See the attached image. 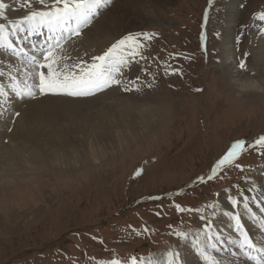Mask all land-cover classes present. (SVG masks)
I'll return each mask as SVG.
<instances>
[{
  "label": "rangeland",
  "instance_id": "obj_1",
  "mask_svg": "<svg viewBox=\"0 0 264 264\" xmlns=\"http://www.w3.org/2000/svg\"><path fill=\"white\" fill-rule=\"evenodd\" d=\"M119 1L123 0H112L100 9L98 17L125 5ZM0 3L6 5L2 11L12 20L26 13L20 0ZM229 3L236 15L226 58L223 13ZM139 4L156 17L150 20L142 9L141 18L124 14V32L111 43L130 33H155L141 49L144 59L137 57L125 69L122 84L114 85V97L137 107L139 123L118 129L116 135L65 136L68 146L56 160L49 159L45 146L29 144L24 170L13 168L0 182V264H133V257L136 264H167L172 252L180 253L181 264H204L198 248L212 242H217L216 251L205 250L220 264H231L232 254L222 247L236 246L243 236L232 225L235 219L217 222L220 197L237 200L251 185H260L264 192V154L259 148H247L238 161L241 168L221 169L210 181L201 182L198 177L210 174L232 142L243 139L251 144L264 135V75L252 57L264 40L260 32L264 21L256 19V14L264 12V0H147ZM79 47L88 51L80 59L89 62L108 48ZM15 60L18 66L20 58ZM241 60L246 69L239 68ZM26 65V61L21 64ZM240 78L254 84L249 89L252 95L242 96ZM3 86L6 93L11 91L9 85ZM17 99L11 98L14 110L22 105ZM13 112L12 117L0 113V148L9 142L6 135L19 110ZM139 112L149 116V127H144ZM139 168L144 172L135 177ZM177 205L185 211H177ZM256 209L264 210V204L255 206L250 215L238 213V218L245 220L241 229L256 230L260 239L264 228L253 223V219L262 222ZM206 223L211 228L201 229ZM176 233L187 236L180 238Z\"/></svg>",
  "mask_w": 264,
  "mask_h": 264
},
{
  "label": "bare ground",
  "instance_id": "obj_2",
  "mask_svg": "<svg viewBox=\"0 0 264 264\" xmlns=\"http://www.w3.org/2000/svg\"><path fill=\"white\" fill-rule=\"evenodd\" d=\"M143 1L147 0H123L119 1V3L124 2L125 5L114 7V4L112 5V8L114 7V11H103L104 13L100 17L97 16V18L94 19V24L83 29L79 38L73 37V39L65 45V48L67 49L66 54L70 55L72 60L75 61L82 58L84 55L83 53L88 52L87 50L83 52L85 49L80 48L79 46H95L97 44L105 48L106 46L109 47L113 40H115L120 34L124 32H122L121 22V17L124 18L127 16L124 14H133L141 18L144 15L139 10L142 9L141 11L144 12L147 18L150 20L155 18V14L151 13L150 11L145 12V9L139 7V3ZM226 10V13H223L224 31L222 40L224 43L223 48L227 53L225 56L228 58L231 52L230 45L233 42L231 25L234 22L233 18L234 15H236L234 10L236 9H234L229 3V6L226 8ZM101 12L99 14H101ZM18 18L19 17H16L15 20ZM18 35L22 38L21 41L24 37H26V43H28L27 46H23V48L19 46L20 49H23L20 55H13L10 51L9 53L0 51V71L5 72V75L0 77V82H3V85H9L11 83L8 77L9 72L17 77L18 82L21 81L23 84L25 81L30 82L31 84L37 82L36 78H30V76H28V72H26L25 69H28L29 67V57L35 56L29 52L30 49L34 50L35 54H37V50L39 49L41 52L42 48H37V45L39 44L35 43L40 39H45V37L48 36V32L46 29H42L41 32L33 33L29 36L25 30L24 32L18 33ZM115 35L118 36L115 37ZM11 38L15 43L16 37ZM23 53H25V56L22 55ZM39 55H41V53ZM75 55H78V58L75 59ZM15 56L20 58L18 66H15ZM252 57L255 66L258 68L257 70L261 73V75H264L263 39L259 44V48L253 52ZM38 58L42 59V57ZM22 61H26L27 67L21 66L23 63ZM240 80V88L244 90L241 93L242 96L252 95L253 91H250L249 89L250 86L253 87L254 84L245 78H240ZM23 84L21 86H23ZM116 90L117 88L112 86L108 88L106 92H97L94 98H76L62 94L39 95L37 94V90L34 97H29L30 100H27V97H24L23 99L18 97L16 101L22 103V108L20 106H16L15 110L11 106L14 105V102H12L11 98L13 100L16 98L12 91L7 92L6 98L4 99H1V97L5 96H0V113L2 115L10 114L12 117L14 114L13 111L16 112V110H19V115L14 119L15 121L12 131L6 135V138H8L9 142L3 144L0 148V182L4 180L7 175L6 173L11 174L10 171L13 170V168L21 171L24 170L30 155V152L28 151L29 144L35 148L45 146L47 156L50 157L49 159L56 160L59 158L60 152L68 146L67 143L62 139L65 136L84 133L98 134L99 136L101 135L104 137L111 134L116 135L115 133L117 130L125 128L124 126L126 125L130 127L135 126L138 116L136 109L137 107H135V104L133 103H125L122 99L114 97ZM10 109H13L11 113L8 112ZM140 113L141 112H139V114ZM149 114L153 115L152 113ZM148 117L149 116L146 114L139 115L140 119L143 118L141 121L143 122L144 127H149L151 125L150 122L152 121L149 122ZM114 135H112V137ZM119 137L121 136L119 135ZM260 189H262L260 185H257V187L251 185L246 194L244 193L242 194V197L237 198L236 204L232 203V199H230L229 196L221 195L220 203L222 209L220 210L219 216L217 217V222H221L222 219L236 220L238 213L250 215L255 206L264 204V192L261 193ZM256 198H258L259 201ZM255 215H257L262 220V222H264V216L260 214L259 210L256 209ZM230 224L231 221L228 223V225ZM257 227L260 229L259 224H257ZM210 228L211 225L206 223V226L202 227L201 229L204 230ZM239 232L240 235L241 232L246 233L253 244V239L255 238V242L260 243L258 246L254 244L256 249H259V246L261 247V243L264 238L263 240L262 238L259 239L258 236H256V230L253 229L252 231L251 228L247 229L246 227H243L242 229H239ZM239 240L240 242L242 241V239ZM212 243L217 245V242ZM231 246L232 245H225V248L222 247L223 250L229 251L232 254V258L230 259L231 264H257V261L263 260L261 255L251 256V254H244L242 250L243 247H241L240 243H237L236 246L233 245L232 248ZM257 253H259V251ZM249 257H254V259L249 260Z\"/></svg>",
  "mask_w": 264,
  "mask_h": 264
},
{
  "label": "snow or ice",
  "instance_id": "obj_3",
  "mask_svg": "<svg viewBox=\"0 0 264 264\" xmlns=\"http://www.w3.org/2000/svg\"><path fill=\"white\" fill-rule=\"evenodd\" d=\"M111 2L112 0H20L21 8L26 10V14L16 20H12L2 11L6 5L0 3V21H3L0 22V48L7 49L13 55L18 56L23 51L17 47L22 39L18 33L26 30L30 36L33 33L41 32L42 29H46L48 32L46 46L41 49L42 59L37 60L34 56L29 57L28 65L31 70L25 69L38 82L28 84L25 81L21 86L17 77L11 72L8 73L11 81L9 88L15 96L21 99L34 97L36 95L34 89H36L41 95L62 94L86 97L114 85H121L125 77V69L129 68L137 57L144 59L141 49L145 47V41L154 38L155 33H130L116 40L102 54L92 56L90 62L83 59L73 61L71 56L66 54L67 49L65 48V45L73 37H80L83 29L88 28L99 15L100 9L107 7ZM211 2L212 0H209V3ZM35 4L40 5V8H35ZM256 19L264 21V12L256 14ZM260 32L264 35V28H261ZM11 37H16V43ZM238 66L240 69L247 68L244 60H241ZM4 75L5 72L0 71V77ZM129 83L132 82L129 81ZM128 90L130 89L125 88V91ZM6 95L4 86L0 84V96ZM16 115L18 116L19 113ZM247 148H259L261 154H264V135H260L251 144L243 139L234 141L215 163L210 174L206 178L201 176L198 179L201 182L205 179L210 181L217 176L219 170L229 166L241 168L238 161ZM143 172L144 169L139 168L134 176L139 177ZM232 203L236 204L237 201L232 200ZM176 208L177 211H185L179 205ZM200 219L204 220L205 217L202 216ZM236 227L237 229L242 227L238 217L236 218ZM176 235L184 238L187 233H176ZM241 235L243 236V240L240 242L241 247L246 246L249 249L264 252V247L256 249L246 233L241 232ZM211 239L212 237H209V240ZM215 247V244H209L198 248L199 258L204 264H220V261L211 252L205 250ZM249 258L254 259V257ZM132 260L133 264H136V258L133 257ZM112 264H120V262L113 261ZM148 264H152V262L148 261ZM167 264H181L180 253H170ZM257 264H264V261H257Z\"/></svg>",
  "mask_w": 264,
  "mask_h": 264
}]
</instances>
